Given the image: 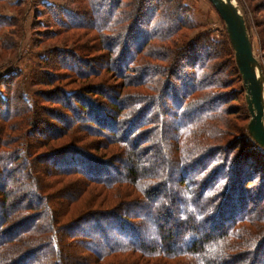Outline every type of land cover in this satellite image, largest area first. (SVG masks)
I'll list each match as a JSON object with an SVG mask.
<instances>
[{"label": "trees", "instance_id": "obj_1", "mask_svg": "<svg viewBox=\"0 0 264 264\" xmlns=\"http://www.w3.org/2000/svg\"><path fill=\"white\" fill-rule=\"evenodd\" d=\"M42 4L36 47L76 32L38 55L32 98L21 68L0 75V264H264V148L233 104L226 31L198 28L183 0ZM22 11L0 13L2 58Z\"/></svg>", "mask_w": 264, "mask_h": 264}, {"label": "rangeland", "instance_id": "obj_2", "mask_svg": "<svg viewBox=\"0 0 264 264\" xmlns=\"http://www.w3.org/2000/svg\"><path fill=\"white\" fill-rule=\"evenodd\" d=\"M20 1V3H19ZM50 2L53 4H62L65 2V0H5L4 2L0 3V13L6 14V15H17L21 11L24 12V19H23V30L20 33V36H17L19 44L18 53H16L13 56H6L2 58L0 56V75L3 73H6L9 70H12V68H21L23 70V85L25 87V90L27 91V96L32 98V95L35 91H37L40 87L37 85L32 84V81L30 79V70L35 65L36 62H38V55L42 54L44 49L51 47L52 45H63V43H66L62 41L64 36H71L76 31H71L67 33L66 35H60L59 37L53 39V40H43L41 38L38 40L37 47L33 44V29L32 24H34L37 20L38 22H43V25H49L50 23V16L47 13V11L42 7L43 2ZM18 2V5L16 4ZM183 2L188 6V8L191 11V15L195 22L199 24L198 28H209L212 32V35L217 38L221 39L223 37V34L226 31L225 24L223 20L221 19L220 15L216 11L213 4L210 2V0H183ZM240 2V0H239ZM243 2L246 5V10L249 13V20L251 24L250 33L253 41L254 51L256 55L260 58V60L263 62L264 66V50L262 49V37L260 35V31L256 27L255 22H261L264 20V17L262 13L256 12V5L258 3L264 2V0H243ZM39 4H42L41 7ZM241 4V2H240ZM39 6V7H38ZM242 7V4H241ZM243 8V7H242ZM256 9V10H255ZM38 10V11H37ZM243 10V9H242ZM244 12V10H243ZM264 14V13H263ZM164 27V26H163ZM55 30V29H54ZM198 30V29H197ZM81 31H78L77 34H80ZM196 32V30L193 31V34ZM227 33V32H226ZM40 36V35H36ZM1 38V36H0ZM69 46H73V42L68 44ZM2 52L1 47V41H0V53ZM95 65V63H94ZM242 78V77H241ZM98 79H91L89 82H96ZM83 84V81L77 82V85ZM242 86V87H241ZM237 88L243 89V94L241 97H239L238 103L241 106L245 105L247 110V101L245 96V90L243 85V80L241 83L238 82V85H235ZM49 88V87H46ZM248 121H240V124L244 126L245 131L248 130V122L250 119V113L248 110ZM247 126V128L245 127ZM239 134V133H238ZM235 135V134H234ZM237 135V134H236ZM242 135V134H240ZM96 137H90L87 138L86 142H91L92 144H95L98 140ZM111 155V152L107 149H103L101 152H99V156H102L103 158H106ZM126 159V157H125ZM259 164V162H256ZM124 165V164H121ZM262 168L264 166L261 165ZM264 174V173H261ZM76 178H79V175H75L69 178H66V181H72ZM257 184H260V180L256 181ZM94 186V184H92ZM96 190L98 188H101L100 186L95 185ZM260 186V185H259ZM258 186V187H259ZM77 188V187H76ZM60 189V188H59ZM73 190V189H72ZM53 192V191H51ZM115 257L108 258V262H105L103 264H144L146 261L148 264H155L154 261H149L147 257L134 254H115ZM156 260V259H155Z\"/></svg>", "mask_w": 264, "mask_h": 264}, {"label": "water", "instance_id": "obj_3", "mask_svg": "<svg viewBox=\"0 0 264 264\" xmlns=\"http://www.w3.org/2000/svg\"><path fill=\"white\" fill-rule=\"evenodd\" d=\"M223 20L241 74L250 113L248 131L264 148V66L253 41L239 0H210Z\"/></svg>", "mask_w": 264, "mask_h": 264}]
</instances>
